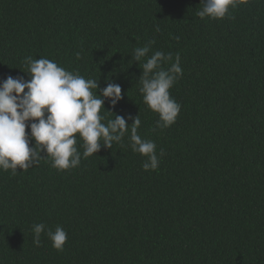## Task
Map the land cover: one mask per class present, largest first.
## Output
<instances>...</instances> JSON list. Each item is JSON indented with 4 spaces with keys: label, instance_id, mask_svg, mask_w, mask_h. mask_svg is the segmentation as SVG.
<instances>
[{
    "label": "trees",
    "instance_id": "1",
    "mask_svg": "<svg viewBox=\"0 0 264 264\" xmlns=\"http://www.w3.org/2000/svg\"><path fill=\"white\" fill-rule=\"evenodd\" d=\"M201 8L0 0V82L29 80L31 56L98 80L97 95L119 84L122 99H105L104 122L120 115L131 127L139 115L138 134L160 160L145 171L128 136L84 158L78 138L76 168L57 171L45 157L15 175L0 171V264H264V0L221 20L200 19ZM145 45V61L156 51L180 57L183 75L169 91L181 110L168 128L155 129L158 114L139 91L142 62L132 57ZM38 223L63 227V251L44 233L34 245Z\"/></svg>",
    "mask_w": 264,
    "mask_h": 264
},
{
    "label": "clouds",
    "instance_id": "2",
    "mask_svg": "<svg viewBox=\"0 0 264 264\" xmlns=\"http://www.w3.org/2000/svg\"><path fill=\"white\" fill-rule=\"evenodd\" d=\"M250 2L200 0L202 8L196 15L200 19L231 18L230 9ZM156 31H159L158 27ZM149 50L148 45L133 50L132 59L142 62L139 91L147 107L158 114L155 129L168 128L176 122L181 110V105L169 91L183 75L180 57L177 55L172 62V53L156 51L145 61ZM169 62L170 67L165 69L163 65ZM24 63L28 67L29 80L22 76H8L0 82V171L11 170L15 175L18 168L27 171L45 157L50 158L51 166L57 171L76 168L81 163L78 138L83 142V157L87 158L102 147L111 149L114 142L121 143L125 136L129 138L132 151L146 158L143 163L145 171L158 168L160 160L155 142L138 134L139 115L129 117L131 127L120 115L104 122L101 110L105 99L112 106L122 99L119 84L109 82L97 95L98 80L85 79L58 66L54 60L29 56L25 57ZM164 154L161 149L159 155ZM45 227L44 223L33 225L34 245L41 246V234L44 233L55 250L63 251L68 238L66 231L61 226L54 231H45Z\"/></svg>",
    "mask_w": 264,
    "mask_h": 264
}]
</instances>
